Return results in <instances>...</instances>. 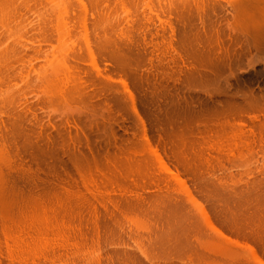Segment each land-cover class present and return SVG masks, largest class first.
I'll use <instances>...</instances> for the list:
<instances>
[{"label":"bare ground","instance_id":"bare-ground-1","mask_svg":"<svg viewBox=\"0 0 264 264\" xmlns=\"http://www.w3.org/2000/svg\"><path fill=\"white\" fill-rule=\"evenodd\" d=\"M259 105L264 0H0V264H264Z\"/></svg>","mask_w":264,"mask_h":264},{"label":"rangeland","instance_id":"rangeland-1","mask_svg":"<svg viewBox=\"0 0 264 264\" xmlns=\"http://www.w3.org/2000/svg\"><path fill=\"white\" fill-rule=\"evenodd\" d=\"M199 92H202V91H199ZM203 94H205V93H203ZM262 109H264V105H259L257 110L259 111V110H262ZM241 112L242 113L245 112V109L244 110H239V111L236 112V111H233L231 109L225 108V109H220L217 114L214 113L212 115V112H211V113H208V114H206L204 116H201L197 120L196 125L205 126V127H207V129L205 128V131H203L202 135H197L198 138H200V137L201 138H205L206 140L209 141V140L213 139L212 137L216 138L217 136H220L221 135L220 133L222 132L223 129L227 128V133L230 132V125H233V124H237V127L241 128V129L238 130L237 133L244 132L243 134H246L245 135L246 138H250V137L256 136L259 133V130H257L255 132V129L252 128L251 125L242 124L240 122H237V113H241ZM247 121H248V119H247ZM202 129H204V128H202ZM256 152L259 153V154L261 153L259 150H257Z\"/></svg>","mask_w":264,"mask_h":264}]
</instances>
